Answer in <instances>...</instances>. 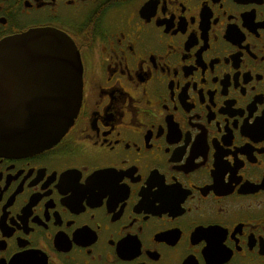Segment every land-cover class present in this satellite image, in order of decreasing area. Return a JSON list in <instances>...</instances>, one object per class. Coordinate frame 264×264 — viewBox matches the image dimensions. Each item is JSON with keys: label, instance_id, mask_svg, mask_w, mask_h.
<instances>
[{"label": "flooded vegetation", "instance_id": "flooded-vegetation-1", "mask_svg": "<svg viewBox=\"0 0 264 264\" xmlns=\"http://www.w3.org/2000/svg\"><path fill=\"white\" fill-rule=\"evenodd\" d=\"M40 28L82 105L0 156V264H264V0H0V43Z\"/></svg>", "mask_w": 264, "mask_h": 264}, {"label": "water", "instance_id": "water-1", "mask_svg": "<svg viewBox=\"0 0 264 264\" xmlns=\"http://www.w3.org/2000/svg\"><path fill=\"white\" fill-rule=\"evenodd\" d=\"M82 70L72 40L52 28L0 43V156H32L66 135L82 105Z\"/></svg>", "mask_w": 264, "mask_h": 264}]
</instances>
